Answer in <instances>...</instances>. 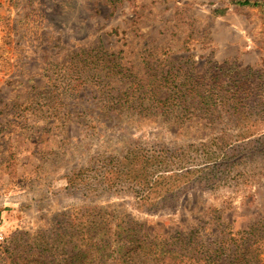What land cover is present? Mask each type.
Segmentation results:
<instances>
[{
    "label": "rangeland",
    "instance_id": "rangeland-1",
    "mask_svg": "<svg viewBox=\"0 0 264 264\" xmlns=\"http://www.w3.org/2000/svg\"><path fill=\"white\" fill-rule=\"evenodd\" d=\"M235 1L0 0V264H21L7 253L15 235L82 206L112 205L166 229L220 216L238 232L264 218V0ZM213 64L229 76L249 70L259 85L240 125L225 110L169 121L129 106L149 97L139 83L155 72L211 80ZM243 128L257 135L240 141ZM133 149L182 155L195 178L218 181L143 208L110 173Z\"/></svg>",
    "mask_w": 264,
    "mask_h": 264
},
{
    "label": "trees",
    "instance_id": "trees-1",
    "mask_svg": "<svg viewBox=\"0 0 264 264\" xmlns=\"http://www.w3.org/2000/svg\"><path fill=\"white\" fill-rule=\"evenodd\" d=\"M235 2L258 5L250 0ZM213 66L214 73L228 76L224 84L212 82L218 75L205 80L188 70L175 75L171 69L165 74L155 72L154 80L146 85L139 83L149 97L128 101L129 106H135L144 117L165 115L169 121L192 120L198 113L209 114L212 119L216 111L225 110L233 125H240L254 112L248 99L259 85L246 80L249 70L230 72L229 76L227 65ZM255 135L243 128L238 138L246 141ZM202 144L207 163L214 161L212 150ZM239 147L231 150L236 154ZM237 154L242 160V153ZM237 162L235 159L234 164L238 165ZM182 165V155L133 149L110 173L114 185L129 186L143 208L153 209L177 198L186 186L218 181L205 180L203 176L197 179L194 171ZM219 217L208 220L200 217L190 226L166 229L162 224L139 221L127 210L112 205L82 206L58 213L50 228H42L34 235L30 232L15 235L7 245V253L9 257L18 255L21 264H264V218L248 229L233 232ZM17 237L22 240L19 246L13 243Z\"/></svg>",
    "mask_w": 264,
    "mask_h": 264
},
{
    "label": "built area",
    "instance_id": "built-area-1",
    "mask_svg": "<svg viewBox=\"0 0 264 264\" xmlns=\"http://www.w3.org/2000/svg\"><path fill=\"white\" fill-rule=\"evenodd\" d=\"M0 238H3V235H2V233H1V231H0Z\"/></svg>",
    "mask_w": 264,
    "mask_h": 264
}]
</instances>
